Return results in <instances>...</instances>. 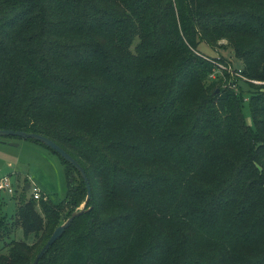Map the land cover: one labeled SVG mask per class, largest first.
<instances>
[{"label":"trees","instance_id":"obj_1","mask_svg":"<svg viewBox=\"0 0 264 264\" xmlns=\"http://www.w3.org/2000/svg\"><path fill=\"white\" fill-rule=\"evenodd\" d=\"M221 39L252 123L198 49ZM250 80L264 81V0H0V128L50 138L90 185L37 264H264V82ZM58 156L63 198L22 191L16 221L0 200V264H32L85 200Z\"/></svg>","mask_w":264,"mask_h":264},{"label":"rangeland","instance_id":"obj_2","mask_svg":"<svg viewBox=\"0 0 264 264\" xmlns=\"http://www.w3.org/2000/svg\"><path fill=\"white\" fill-rule=\"evenodd\" d=\"M202 55L209 58L217 57L218 67L209 75L210 78L228 73V83L237 94L243 96V114L247 123H252V115L248 105V94L251 90L250 82L239 75L240 60L234 55L232 48L226 45V40L221 39L216 47H211L205 42L198 45ZM213 59V58H212ZM227 79V78H226ZM255 84L263 83L262 80H250ZM16 143V144H10ZM7 176L13 191L0 190L1 208L8 213L9 221H16L15 210L19 203V195L24 191L26 198L31 196L34 188L48 195L52 201L63 198L66 190L65 166L58 154L51 151L43 144L26 137L15 135L0 136V178ZM26 182L29 183L25 189ZM81 201L76 207H82ZM66 214L61 215L60 222L64 221ZM9 238L25 239L31 242L33 235L24 236L22 229L16 226Z\"/></svg>","mask_w":264,"mask_h":264},{"label":"water","instance_id":"obj_3","mask_svg":"<svg viewBox=\"0 0 264 264\" xmlns=\"http://www.w3.org/2000/svg\"><path fill=\"white\" fill-rule=\"evenodd\" d=\"M8 135L32 138V139H35L36 141L42 142L46 146L56 151L65 160H67L69 163L74 165V167L78 170L80 176L82 177L84 184H85V188H86V196H85V200H84L82 207L72 211L62 223L54 227L48 239L39 249L38 253L36 254L32 262V264H37L39 258L43 255V253L47 250V248L63 233L64 229L69 225V223L73 220V218L89 208V207L86 208L85 204H86V201L90 198V185H89L87 175L84 169L82 168V166L69 153H67L63 148H61L57 143H55L50 138L46 137L45 135L35 133V132H27L24 130H13V129L0 128V136H8ZM10 144H16V143L10 142ZM28 186H29V183L26 182L25 189H27Z\"/></svg>","mask_w":264,"mask_h":264},{"label":"built area","instance_id":"obj_4","mask_svg":"<svg viewBox=\"0 0 264 264\" xmlns=\"http://www.w3.org/2000/svg\"><path fill=\"white\" fill-rule=\"evenodd\" d=\"M0 190H6L9 193L13 191L12 187L9 184L8 177L6 175L0 178ZM31 196L37 199L41 196V191L38 188H34V190L31 193Z\"/></svg>","mask_w":264,"mask_h":264}]
</instances>
